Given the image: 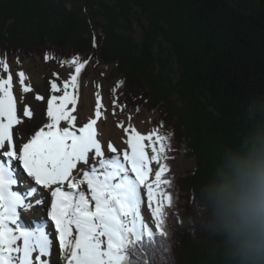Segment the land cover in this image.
<instances>
[{"label":"trees","instance_id":"1","mask_svg":"<svg viewBox=\"0 0 264 264\" xmlns=\"http://www.w3.org/2000/svg\"><path fill=\"white\" fill-rule=\"evenodd\" d=\"M41 53L117 63L125 103L162 111L173 152L184 144L197 161L182 180L169 175L174 264H218L187 210L220 154L264 114V0H0V57Z\"/></svg>","mask_w":264,"mask_h":264},{"label":"snow or ice","instance_id":"2","mask_svg":"<svg viewBox=\"0 0 264 264\" xmlns=\"http://www.w3.org/2000/svg\"><path fill=\"white\" fill-rule=\"evenodd\" d=\"M53 59L54 54L45 53V61ZM90 59L75 55L60 60L74 71L60 85L50 81L48 122L18 145L13 129L24 123L22 117L32 121L35 110L26 105L22 117L18 115L13 75L6 54L0 57V264H50L43 258L51 256L54 240L64 264H174L169 210L178 200L171 191L175 180L167 163L170 134L159 128L142 134L129 123L124 129L127 149L118 152L109 142L107 149L114 155L105 157L96 127L104 107L99 90L94 119L77 127L73 115L80 100L81 73ZM16 75L22 91L33 92L26 83L30 77L23 70ZM123 85L118 81L113 93ZM35 99L45 97L37 93ZM113 104L118 106L115 99ZM61 122L68 126L61 127ZM90 153L98 163L74 175L78 165H89ZM37 186L50 190V200ZM17 187L23 191L14 190ZM33 208L46 211V217L28 227L20 210Z\"/></svg>","mask_w":264,"mask_h":264},{"label":"clouds","instance_id":"3","mask_svg":"<svg viewBox=\"0 0 264 264\" xmlns=\"http://www.w3.org/2000/svg\"><path fill=\"white\" fill-rule=\"evenodd\" d=\"M187 223L214 240L218 264H264V114L195 189Z\"/></svg>","mask_w":264,"mask_h":264},{"label":"rangeland","instance_id":"4","mask_svg":"<svg viewBox=\"0 0 264 264\" xmlns=\"http://www.w3.org/2000/svg\"><path fill=\"white\" fill-rule=\"evenodd\" d=\"M67 5L68 7H70L69 4ZM133 30H134L133 34L135 36V40H137L136 42L139 45L143 37V32L136 22L134 24ZM99 34L101 35L103 34L101 30L99 31ZM17 55L12 56L8 60L10 71L12 72L13 75V85H14L13 91H22V88L18 82L19 78L16 75V73L20 70H23L30 77V80L26 81V83L31 84L33 91H48L46 97H49L52 94L50 81L54 80L58 85H60L62 81L69 79L70 75L74 71L72 67H69L67 65L62 66L61 63H59L57 60L45 61L44 60L45 55L43 53L36 54L33 57L25 56V55H18V56ZM17 59H19L20 61L19 64L16 63ZM53 73H55L56 75H53ZM3 75L6 78L7 73H3ZM36 77L39 82H37ZM82 79H83L82 91L85 93L87 98L89 99L91 97L94 98V105H93L94 112L96 108L95 93L99 90L102 97L101 103L104 105L101 111L103 114L102 118L105 122V125H107L108 121L114 122L116 119V114H120V116H125V117L131 116V118H134V117H139L144 113L152 114L155 120L154 121L155 123H153L155 128L160 126V124L162 123L160 117L162 111L159 110L158 108H153V109L144 108V109H139L137 111L136 106L125 103L122 87L116 89L115 93H113L112 89L116 88L117 82L123 80L122 75L119 73L117 63H112L108 66L105 63V61L102 60V58L99 61L96 59L93 61L89 60L86 69L84 70V72H82ZM97 85L100 86L99 89H97ZM60 94L61 93H57V95ZM114 99L116 101V105L118 106H114L113 104ZM120 106H123V110H121ZM73 115L77 117L76 126L82 127L85 124L82 116V111L76 110V112L73 113ZM65 124L67 123L65 122ZM166 129L162 128L159 129V131L162 134H169L171 128L168 127ZM173 151L174 150H171L168 153L169 157H171V153L176 154L174 158L171 157V159L167 161V163L171 166V172L169 173V175L174 176L175 179L182 180L186 176H189L190 173L196 169L197 161L194 157H190L188 155L187 147L184 144H182L179 152L177 151L173 152ZM181 161L187 163V167L182 169H177V165ZM157 168L158 166L155 165V169ZM174 219L176 220V217H174ZM58 254H60V251L58 252ZM59 258L61 259V254ZM59 263L63 264V261H59Z\"/></svg>","mask_w":264,"mask_h":264},{"label":"bare ground","instance_id":"5","mask_svg":"<svg viewBox=\"0 0 264 264\" xmlns=\"http://www.w3.org/2000/svg\"><path fill=\"white\" fill-rule=\"evenodd\" d=\"M38 76V75H36ZM40 76V75H39ZM37 82L38 79L36 77ZM81 81V87H80V100L77 104V110L82 111V116L84 119V123H87L90 118H95V112L93 109L94 105V98L91 97L90 99L86 97L85 93L82 91L83 86V79H82V73L80 77ZM39 93L40 95H43L45 97L44 101H37L35 99V95ZM59 93V92H57ZM57 93H54L57 95ZM14 94L16 95L17 100V110L18 115L22 117V111L24 106H30L35 110V115L33 117L32 121H29L27 118H24V123L21 125H17L16 128L13 129L14 132V138L17 139V143L22 144L26 143L30 138L31 135L35 133V131L38 130V127L43 126V124L47 123V116H46V106H47V100L50 98L51 95L46 97L48 94V91H33L29 93H24L23 91H14ZM71 107V105L69 106ZM154 117L151 113H144L139 117L131 118V121L129 120V116H120V114H116V119L114 122L108 121L107 125H105V122L103 118L98 120L97 122V130H98V139L101 141L102 145L104 146L105 151V157H110L111 155H114L113 153H110L107 149V144L109 142L112 143V145L117 148L118 152H123L127 149V144L125 143V140L127 139V134L125 133L124 129L128 127L129 123L133 124L138 131H140L142 134H148L153 129H156L154 124ZM123 123L124 127H120L119 125ZM35 125V126H33ZM68 125L63 124L61 122V127H67ZM150 152V149H149ZM93 163H98L97 160H93V154H89V165H78L76 172H74V175L80 172V169H88L90 165ZM187 167V163L180 162L177 165V169H182ZM153 169H155V164H153ZM26 175V174H25ZM31 180V178H28ZM34 184V181L32 182ZM86 187V186H85ZM40 192H43L45 195L49 196L50 200V190L42 189L37 186ZM18 190H22V188L18 187ZM35 199V197H33ZM21 211V219L28 227H34L36 223L39 222V219L41 217H46V211H37L36 208H33L29 211L20 210ZM145 212L147 213V208L145 205ZM150 215V213H148ZM54 226L51 225V222L49 221V230H53ZM59 246L58 241L54 240L52 254L50 257H45L43 259H48L50 261V264H60L59 261H63L59 258L60 254L59 252ZM64 264V262H63Z\"/></svg>","mask_w":264,"mask_h":264}]
</instances>
